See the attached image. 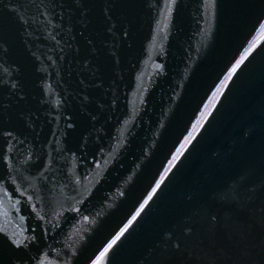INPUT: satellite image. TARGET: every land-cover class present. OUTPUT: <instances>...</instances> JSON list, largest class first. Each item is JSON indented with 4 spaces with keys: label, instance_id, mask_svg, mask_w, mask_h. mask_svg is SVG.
I'll list each match as a JSON object with an SVG mask.
<instances>
[{
    "label": "water",
    "instance_id": "1",
    "mask_svg": "<svg viewBox=\"0 0 264 264\" xmlns=\"http://www.w3.org/2000/svg\"><path fill=\"white\" fill-rule=\"evenodd\" d=\"M261 24L264 0H0V264H92L133 216L105 264H264L231 239L264 215Z\"/></svg>",
    "mask_w": 264,
    "mask_h": 264
},
{
    "label": "snow or ice",
    "instance_id": "2",
    "mask_svg": "<svg viewBox=\"0 0 264 264\" xmlns=\"http://www.w3.org/2000/svg\"><path fill=\"white\" fill-rule=\"evenodd\" d=\"M261 28L264 29V24H261ZM0 50L6 51V49H3L2 44H0ZM233 71H235V69H233ZM229 75H231V73ZM5 134L10 136L11 132H8ZM157 187H159V184H157ZM153 191H155V189ZM29 199H31V197H29ZM149 199H151V196L149 197ZM145 203H147V200L145 201ZM141 208H143V205H141ZM76 210L78 211V209ZM137 215H139V212L137 213ZM41 219H43V217H41ZM135 219H136V216H133L132 220H129L128 224L125 225L124 228L121 229L118 234H116V236L111 240V242L104 249V251L100 253V257L92 261V264H105V261L103 258L106 257V254L108 253L109 249H112L113 245H116L117 241L121 239V237L128 230V228L132 225V222ZM209 224H210V227L208 229V240L210 244L215 245V234L217 231V217L215 215L210 216ZM191 231H192L191 228L186 229V232H191ZM257 231L261 235L260 244L261 246H264V215H261L258 220H253L251 223H249L246 219L242 217H237V219L231 225L232 244L234 246H239L242 238L246 234L255 233ZM8 238L11 240V245H15V249H13V251H15L16 249H19L21 252L27 249L29 247V244L37 239L35 235L31 236L30 238H25V239L13 238L11 236ZM26 240L28 241L27 243L25 242ZM171 248L178 253L181 252L182 250L181 239L178 238L175 242H173L171 244ZM30 259L34 261L35 264H46L45 260H41L39 258V255L32 256ZM22 261H24V257L22 255L17 256L15 264H21Z\"/></svg>",
    "mask_w": 264,
    "mask_h": 264
},
{
    "label": "rangeland",
    "instance_id": "3",
    "mask_svg": "<svg viewBox=\"0 0 264 264\" xmlns=\"http://www.w3.org/2000/svg\"><path fill=\"white\" fill-rule=\"evenodd\" d=\"M264 36V29H260L258 34L256 35V37L254 38L252 44H254L255 42H257L260 38H262ZM251 44V45H252ZM251 47V46H250ZM221 88L222 86L219 88V90H217V92L214 94V96L212 97V99L210 100V102L208 103L207 107L205 108L204 112L202 113V115L200 116L196 127L193 131V133L197 130V128L200 126V124L202 123V121L204 120V118L206 117V115L208 114V112L211 110L212 106L214 105L217 97L219 96L220 92H221Z\"/></svg>",
    "mask_w": 264,
    "mask_h": 264
}]
</instances>
